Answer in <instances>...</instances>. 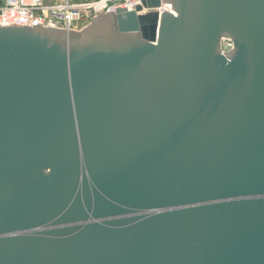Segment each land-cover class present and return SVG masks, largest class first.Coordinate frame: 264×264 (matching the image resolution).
Segmentation results:
<instances>
[{
	"label": "water",
	"instance_id": "95a60500",
	"mask_svg": "<svg viewBox=\"0 0 264 264\" xmlns=\"http://www.w3.org/2000/svg\"><path fill=\"white\" fill-rule=\"evenodd\" d=\"M141 1L0 26V264H264V0Z\"/></svg>",
	"mask_w": 264,
	"mask_h": 264
},
{
	"label": "built area",
	"instance_id": "2783aa9c",
	"mask_svg": "<svg viewBox=\"0 0 264 264\" xmlns=\"http://www.w3.org/2000/svg\"><path fill=\"white\" fill-rule=\"evenodd\" d=\"M142 5L141 0H1L0 26L33 27L41 23L43 27L81 32L91 24L92 19L106 15L110 8L135 10ZM159 12L170 11L168 4H163ZM148 10L144 9L143 12ZM233 48V43L225 39L222 52Z\"/></svg>",
	"mask_w": 264,
	"mask_h": 264
},
{
	"label": "rangeland",
	"instance_id": "374dc122",
	"mask_svg": "<svg viewBox=\"0 0 264 264\" xmlns=\"http://www.w3.org/2000/svg\"><path fill=\"white\" fill-rule=\"evenodd\" d=\"M82 1H86V0H74V2H82Z\"/></svg>",
	"mask_w": 264,
	"mask_h": 264
},
{
	"label": "crops",
	"instance_id": "0c3cea01",
	"mask_svg": "<svg viewBox=\"0 0 264 264\" xmlns=\"http://www.w3.org/2000/svg\"><path fill=\"white\" fill-rule=\"evenodd\" d=\"M74 1V0H73Z\"/></svg>",
	"mask_w": 264,
	"mask_h": 264
}]
</instances>
